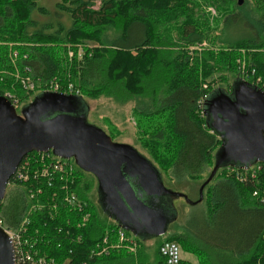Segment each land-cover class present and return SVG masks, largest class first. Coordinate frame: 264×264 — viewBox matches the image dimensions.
<instances>
[{
	"label": "trees",
	"instance_id": "obj_1",
	"mask_svg": "<svg viewBox=\"0 0 264 264\" xmlns=\"http://www.w3.org/2000/svg\"><path fill=\"white\" fill-rule=\"evenodd\" d=\"M95 1L61 0L57 7L70 24L54 20L38 26L32 11L47 13L38 0H0V94L8 91L18 99V114L37 94L51 90V81L61 92L71 84L82 99L104 94L118 102L133 101L148 130L140 142L145 156L160 173L161 165L166 168L171 178L165 184L189 185L190 190L194 185L197 196H187L196 200L221 142L206 126L203 99L216 88H231L239 78V56L264 82V0L240 5L212 0L227 9L216 34L195 20L181 0H98L94 7ZM173 27L177 41L168 39ZM203 42L209 47H194ZM15 75L27 76L34 87L25 91ZM228 78L226 87L214 86ZM59 157L71 171L55 175L50 184L33 173L26 182L12 176V188L0 202L5 225L24 228L31 247L53 264H165L159 247L166 240L195 255L200 264H264V195H253L264 188L263 169L241 180L236 174L243 168L217 169L203 187L202 199L188 207L171 233L154 237L151 248L103 212L98 195L97 201L92 197L89 178L82 177L91 174L97 189L91 171L73 157ZM219 171L227 173L214 178ZM64 184L83 203L81 209L63 201ZM85 212L89 216L82 222ZM119 228L135 238L137 249L129 252L121 245L94 253L104 237L109 245L116 243ZM179 264L190 263L183 259Z\"/></svg>",
	"mask_w": 264,
	"mask_h": 264
},
{
	"label": "water",
	"instance_id": "obj_2",
	"mask_svg": "<svg viewBox=\"0 0 264 264\" xmlns=\"http://www.w3.org/2000/svg\"><path fill=\"white\" fill-rule=\"evenodd\" d=\"M242 2L237 0L238 5ZM80 103L88 111L87 104L76 95L44 91L18 114L13 104L0 95V200L27 153L52 150L61 157H73L91 171L97 177L98 203L103 212L144 240L163 235L166 223L176 217L155 207L168 206L155 199L160 193L181 196L195 204L220 167L246 169L256 162L264 163V92L240 78L233 82L230 91L216 88L202 101L206 126L221 142L196 200L166 188L159 170L134 146L112 140L99 127L88 123L82 112L74 114L75 109H81ZM0 264H14L12 244L1 227Z\"/></svg>",
	"mask_w": 264,
	"mask_h": 264
},
{
	"label": "rangeland",
	"instance_id": "obj_3",
	"mask_svg": "<svg viewBox=\"0 0 264 264\" xmlns=\"http://www.w3.org/2000/svg\"><path fill=\"white\" fill-rule=\"evenodd\" d=\"M59 1L61 0H38L37 5L39 7L45 8L47 12L46 14H43L38 9H34L32 11L31 15L38 23V26L41 24L49 25L51 23H55L56 21H60L66 26L70 24L69 19L66 16V13H63L57 7V4L60 3ZM181 1L184 2V5H186V7H190L192 9L193 16H197L195 20H197L199 23L206 22V27H208V30L211 31L212 29L214 31V34L218 33L221 30V27H222L221 19L223 17L221 15L222 13L227 11V9L224 8L226 6H222V8H220V6L216 5V3H214V1L212 0H181ZM235 2H237V0H235ZM249 2H251V0H249ZM98 4H99V1L96 0L94 3V7H97ZM170 24L171 26H175V28L177 27L175 23H170ZM175 28L174 27L172 28V32L170 36L168 37V39L171 37L173 41H177V37L174 34ZM179 46H181V44ZM194 47L200 50V49L208 48L209 46L207 42H203L197 46L195 45ZM243 57L244 56H239L236 59V66L238 65V62H241L242 60L246 62L243 59ZM51 82H49L48 89L50 88ZM229 82H231L230 78H228V80L226 79L225 81H218L215 83L214 86L216 87L222 84L224 87H226L225 85L228 84ZM33 87H34V84L32 88ZM32 88H27L25 91H29L28 89H32ZM67 89H68V86H67ZM75 90H78V89H74V91ZM77 94H79V91ZM83 100L87 104L88 111L85 110L84 104L80 103V104H83L81 106V109L79 110L75 109L73 112L74 114L82 112L88 123L96 127H99L101 130L105 131L107 134L111 136V138L114 141L130 144L134 146L142 154L147 155V156L149 155L147 152V149H145L140 143L144 139V136L142 135V133L147 134L148 132L147 129H143V128H146L144 127L146 121L145 119L139 117L134 112L133 106L135 104L133 101L129 100L126 102H118L114 100L113 98L106 96L104 94H100L93 98L88 97V96L86 97L83 96ZM139 128L143 129V132H141ZM33 168L34 166L31 167L30 170H32ZM160 168H161V174H162V181L164 185L166 186V188L176 191V192L187 194L189 195L190 198H195L197 196L196 187L194 185H193V190H190L189 185L185 187L184 186L181 187L178 185L165 184V182H167L169 178H171V176L165 167L161 165ZM210 168L211 167H209L208 172ZM226 173L227 172L224 173V171H219L217 172L214 178H220V176H222L223 174L225 175ZM206 175L207 173L201 178H205ZM31 177H32L31 174H29L27 178H31ZM82 177L89 178V183L91 185L90 187L92 191V197L95 199V201H97L98 193H96L97 192L96 181L94 180L93 176L87 173V174H84ZM11 188H12V184H7L6 192H8ZM155 199L157 201L162 200L168 205V206H164V208H162L159 205H155V207L158 210L162 211L167 216L168 214L176 215L174 220H172L170 223H166L168 224L167 225L168 227L166 226L167 230L163 235L157 236L156 238L158 239H162L166 234L171 233L174 230L173 226H175L176 222L183 219L181 217L188 210V207L194 206L197 204V203L190 204L181 196H168L164 193H160L158 196H156ZM145 235L148 236L147 234ZM153 238L154 237H148L144 239L145 246H150L151 248H153L154 247L153 246L154 241L152 240ZM112 244L114 245L115 243H112ZM183 259L189 262L190 264H200L198 258L195 255L181 250V260Z\"/></svg>",
	"mask_w": 264,
	"mask_h": 264
},
{
	"label": "built area",
	"instance_id": "obj_4",
	"mask_svg": "<svg viewBox=\"0 0 264 264\" xmlns=\"http://www.w3.org/2000/svg\"><path fill=\"white\" fill-rule=\"evenodd\" d=\"M27 70V67H25ZM237 71L238 76L240 79L249 82L253 85H256L264 92V82L261 80L259 76L256 75L255 69L251 65H247L243 60L241 62H238L237 65ZM18 81L21 83L20 85L23 88H32L33 84L29 81L27 76H17ZM72 85H68L69 91H72ZM50 88L52 90H57V84L55 82H51ZM77 93L78 90H75ZM3 96L10 99L14 107L18 105V99L14 97L11 93L8 91H4L2 94ZM31 153V152H30ZM34 155H25L18 167L16 168L13 178L21 181L26 182L28 181L29 174L33 173L34 176H40L44 177L45 180H47V183L50 184L54 180L55 175L59 174H67L69 171H71L72 167L64 160H61L59 156L53 154L50 150L44 151V152H33ZM34 168L30 170L31 167ZM253 166H250L246 169H244L243 172L237 173L236 178H239L240 180L242 178H246L248 175L249 177H253L256 171L263 169L264 170V163L257 162V165L255 168H252ZM62 176V175H61ZM64 189V196L63 201L68 204H77L78 209H81V205L83 203L77 202L76 197L74 194H71L69 192V188L67 184L63 185ZM41 189H38V192H40ZM262 193V194H261ZM253 195L259 196L264 195V188L262 190H255L253 191ZM263 198V196H262ZM1 202V200H0ZM88 213H83L81 219L82 222H86L88 219ZM24 224H28V220L24 219ZM0 227L8 234V237L10 239V242L12 244L13 249V255H14V264H22V261L24 264H53L52 260H48L44 254L39 255V252H37L35 249H33L31 246V236L27 235L25 233L24 228L21 230V228H9L7 225H5L4 221L0 217ZM24 227V226H23ZM115 235L117 237L116 243L113 245H109L107 238L104 237L101 239V241L96 245L94 253H102L107 252L108 248H119L121 245H124L125 249L129 252H134L137 249L138 243L132 236H126L122 229H117L115 232ZM160 254L164 257L165 264H179L181 261V250L179 245L174 241H163L160 244L159 247Z\"/></svg>",
	"mask_w": 264,
	"mask_h": 264
},
{
	"label": "bare ground",
	"instance_id": "obj_5",
	"mask_svg": "<svg viewBox=\"0 0 264 264\" xmlns=\"http://www.w3.org/2000/svg\"><path fill=\"white\" fill-rule=\"evenodd\" d=\"M33 84V83H32ZM29 88V87H28ZM58 88V87H57ZM22 89H24V90H26L27 88H23L22 87ZM49 89H51V88H49ZM52 90V89H51ZM51 90H47V91H51ZM52 91H57V92H61V91H58V89L57 90H52ZM62 93H65V94H69V93H74L75 95L78 93H76L75 91H74V89H73V87H72V91H69V89H67L66 90V92H62ZM73 94V95H74ZM0 95H2V94H0ZM7 98V97H6ZM8 99V98H7ZM9 101H10V99H8ZM11 102V101H10ZM12 103V102H11ZM14 106V105H13ZM16 109V108H15ZM2 200V199H1ZM5 232V231H4ZM6 233V232H5ZM7 234V233H6ZM8 235V234H7ZM105 252H102V253H97V255H99V254H104ZM48 260H50V259H48ZM52 263H53V261H52Z\"/></svg>",
	"mask_w": 264,
	"mask_h": 264
},
{
	"label": "flooded vegetation",
	"instance_id": "obj_6",
	"mask_svg": "<svg viewBox=\"0 0 264 264\" xmlns=\"http://www.w3.org/2000/svg\"><path fill=\"white\" fill-rule=\"evenodd\" d=\"M228 91H230V89H229ZM125 174H126L127 176H129V173L126 172V171H125ZM127 176H126V177H127ZM128 231H129L132 235H135V234H134L133 232H131L130 230H128Z\"/></svg>",
	"mask_w": 264,
	"mask_h": 264
}]
</instances>
